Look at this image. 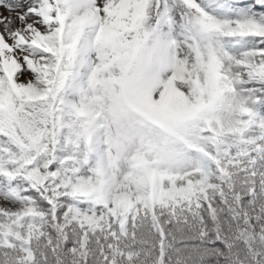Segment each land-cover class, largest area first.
<instances>
[{"label": "snow or ice", "instance_id": "6c2138e0", "mask_svg": "<svg viewBox=\"0 0 264 264\" xmlns=\"http://www.w3.org/2000/svg\"><path fill=\"white\" fill-rule=\"evenodd\" d=\"M0 264H264V0H0Z\"/></svg>", "mask_w": 264, "mask_h": 264}]
</instances>
